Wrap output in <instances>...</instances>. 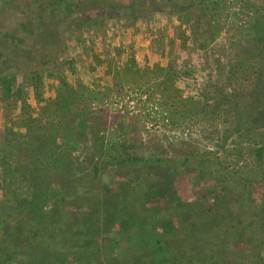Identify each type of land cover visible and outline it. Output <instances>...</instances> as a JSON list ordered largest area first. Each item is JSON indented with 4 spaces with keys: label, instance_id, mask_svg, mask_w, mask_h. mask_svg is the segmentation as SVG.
Returning <instances> with one entry per match:
<instances>
[{
    "label": "rangeland",
    "instance_id": "obj_1",
    "mask_svg": "<svg viewBox=\"0 0 264 264\" xmlns=\"http://www.w3.org/2000/svg\"><path fill=\"white\" fill-rule=\"evenodd\" d=\"M127 1L75 0L78 7L73 6L71 18L64 10L67 0H0V63L12 57L15 60L6 66L15 67L18 56L32 51L29 61L38 72L35 79L17 75L23 89L20 100L14 94L6 103L0 94V246L21 239L28 244L38 234L49 238L55 235L49 225L88 210L66 206L54 191H41L47 183L23 175L18 161L29 155L22 144L31 122L41 123V128L52 125L60 146L57 151L68 168L69 163L73 169L82 166L79 175L87 182L102 178L109 195L118 190L123 195L129 186V202L146 208L143 212L154 201L142 194L148 173L158 172L144 165L149 160H170L177 163L171 167L184 171L180 161L189 157L236 187L239 203L249 201L248 187L263 191L258 181L264 179V156L257 159L256 151L264 145V127L235 126L230 106L224 111L198 101H213L216 91L209 88L210 81L223 84L225 90H246L256 81L260 56L250 44L264 46V0H171L182 3L181 16L177 8L174 15L145 17L134 22L137 30L132 20L126 22L125 16L112 11ZM49 11L54 13L52 21L57 17L62 22L59 29L65 44L59 51L55 41L47 42L38 32L51 19ZM29 21L35 23L33 28L25 27ZM7 149L17 150V158L12 154L6 161ZM132 160L135 170L128 172L131 177L125 184L128 173L118 164L130 166ZM190 176L194 174L177 177L178 193L184 200L200 206L204 201L205 209L211 208L213 192L222 189L217 178L198 182ZM245 215L250 218L252 212L248 209ZM120 225L103 224L96 243L88 246L99 248L102 260L118 252L120 246L109 231H118ZM222 239L234 237L217 238ZM261 243L256 252L264 257ZM233 244L244 250L238 254L244 261L253 255L247 243ZM52 247L66 249L60 240ZM64 255L71 261L64 259L61 264H88L87 259L78 263L74 256ZM98 257L99 251L92 260Z\"/></svg>",
    "mask_w": 264,
    "mask_h": 264
},
{
    "label": "trees",
    "instance_id": "obj_2",
    "mask_svg": "<svg viewBox=\"0 0 264 264\" xmlns=\"http://www.w3.org/2000/svg\"><path fill=\"white\" fill-rule=\"evenodd\" d=\"M167 1L168 4H166ZM127 2L122 5L117 4L118 6L112 8V11L125 16L126 22L132 20L135 30L138 25H135L134 22L145 17L152 18L165 13L174 15V10L177 8L180 16L183 13L181 11L182 3L173 4L171 0H128ZM76 5L75 0H67L64 8L65 14L70 13L73 18L75 16L72 14L73 6L77 8ZM167 7H171L173 11H167ZM48 13V20L51 17L48 24L41 28L37 27V29L40 28L38 32H41L44 40L55 41L53 46L56 51H59L60 47L65 44V39L59 29L62 22L57 17H54L55 20L52 21L54 13L50 11ZM34 26L35 23L32 21L25 23L26 28ZM170 40L171 43H175V37ZM252 42L255 43L250 44L251 48L253 51L259 50L255 54L260 56L259 67L254 73L257 76L256 81L249 88L247 86L246 90L244 88L225 90L223 84L217 85L215 81H210L209 88L212 87L211 89H214L216 94L213 96L212 102L205 100L208 104L211 102L212 105H207L203 100L196 101L199 105L203 104L208 108L213 106L214 109L219 108L224 111L230 106L234 125L245 124L248 129L252 128L253 130L256 126L264 127V46L256 41ZM32 53V51H28L27 54L18 56V63L15 67L6 66L8 62L11 64L10 60H15L12 57L0 63V94L6 103L12 101L14 94L17 95V99H21L23 89L17 83L18 74L23 79H35V76H38V72L31 67V61H29V56ZM25 56H28L27 60H24ZM23 64H25L24 67H22ZM201 98L204 99L203 96ZM40 126L41 123L31 122L23 136L22 146L29 150L27 159L22 158L21 160L20 158L18 161L20 168L24 169L23 175L30 180H41L42 183H47L41 191H54L62 198V203L66 206L77 205L87 207L88 210L85 215L62 217L61 221L49 225V228H52L51 230L55 233L49 238L38 234L31 238L28 244L21 239L14 245L0 246V253L2 252L0 258L2 257L3 262L0 264H61L64 259L71 261L65 257L64 253L74 256V261L78 263L87 259L88 264H93V262L99 264H264L263 255L261 256V253L257 255L256 252L258 243L264 242V179L258 181L263 185V191L255 192L253 188L248 187L246 192L250 195L249 201L239 203V200L236 201V199L240 194L236 187L229 185L228 181H222L218 177V172L215 175L208 173L202 164L192 162L189 157L180 161V165L185 167L184 171H180V167H171L177 163H172L170 160H149L144 165L158 172L148 173V183L142 194H145L146 199L151 198L154 201H149L151 206L143 212L146 208L134 201L129 202L130 199L127 195L129 186H127L128 189L124 188L127 193L122 191L123 195L119 190L114 195H109V192L102 187V178H99L98 182H87L84 180V176L79 175L83 171L82 166L73 169L69 163L70 168H68L57 151L60 146L52 125H47L45 128ZM40 144L48 150L39 151L42 150ZM7 150L9 152L4 157L7 158L6 161L10 162L9 156L12 154L17 158V150H14V153H10V149ZM256 154L257 159H263L264 145L257 149ZM215 158L218 159V157ZM132 162L134 161L128 162L131 167L122 166L123 161H120L118 165L121 166V170H126L128 173L135 170L133 167L136 165L132 166L130 164ZM8 168L5 170L8 171ZM186 172L193 173L194 176L189 178H195L198 182L201 179L217 178V183L222 186V189L218 194L213 192L211 208L205 209L204 201L200 206V202L184 200L183 195L178 193L180 180L177 177ZM94 175L96 176V173ZM128 175L126 174L123 179L125 184L129 183L131 174ZM89 176L94 178L91 173ZM240 179L237 176V180L240 181ZM205 192L202 194L204 195ZM14 193L13 191L12 199L16 196ZM248 209L252 212V217L245 218ZM97 213L100 214L99 218L93 216ZM100 221L105 223L99 225ZM106 223L121 224L118 231H109L114 235V243L120 246L119 250L117 252L116 249V254L109 255L102 260L101 250L98 248L99 257L92 260L93 254L98 251L88 246L96 243L95 237L100 234L98 232L101 231V226ZM229 234H232L234 239H227V242L224 239L217 240L218 237L219 239L227 238ZM259 234L263 235L261 239ZM57 240H60L66 249L52 247V244ZM205 242L209 246H206ZM233 243L238 245L247 243L248 251L253 255L244 261L238 256V254L244 253V250L236 249ZM18 248L21 249V252L26 250V253H18Z\"/></svg>",
    "mask_w": 264,
    "mask_h": 264
}]
</instances>
